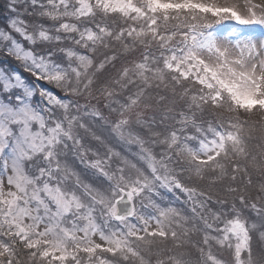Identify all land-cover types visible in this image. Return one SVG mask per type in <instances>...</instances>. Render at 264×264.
<instances>
[{"label": "snow or ice", "instance_id": "1", "mask_svg": "<svg viewBox=\"0 0 264 264\" xmlns=\"http://www.w3.org/2000/svg\"><path fill=\"white\" fill-rule=\"evenodd\" d=\"M9 11L0 264H264V0H12ZM189 246L200 261L178 251Z\"/></svg>", "mask_w": 264, "mask_h": 264}, {"label": "rangeland", "instance_id": "2", "mask_svg": "<svg viewBox=\"0 0 264 264\" xmlns=\"http://www.w3.org/2000/svg\"><path fill=\"white\" fill-rule=\"evenodd\" d=\"M205 2L207 3H218V4H224V3H236V2H242V0H205ZM254 2H257L259 3L260 0H254ZM15 14L11 12L10 16L6 17L7 19L10 20L11 17H13ZM51 22L50 25L52 26L53 22L52 21H49ZM63 22V21H61ZM68 22H75V21H68ZM225 44H227V41H224ZM86 101H85V98H81L80 99V103L81 104H84ZM92 103H95V101H92ZM253 119H257V117H253ZM97 134H100L99 132ZM190 135H195V130L194 129H191L190 132H189ZM254 137H259L260 136V132H256L253 134ZM258 143H262V141L258 140V139H252L249 141V150L254 154H258L259 152V149L256 148V145ZM193 146H196L195 142H193ZM117 151H120V147H117L116 149ZM138 150L137 146L133 145L131 148H129L128 146H124V151L125 153H132L134 154L136 151ZM159 147H157L156 149H154V151H159ZM129 159H132V156L129 155ZM135 162V161H133ZM253 176H254V182H255V176L256 174L253 173ZM202 188V190H205V191H211V194L213 196L215 195H221V196H224L225 193L220 191V188L219 186H213L211 189H209V186L205 183V184H202L200 186ZM154 199L156 200L157 203H160L161 204V207H166L168 206L169 203H171L172 206L174 207H177V208H182V205L177 203L171 196H162V197H154ZM161 201H163L161 203ZM145 204H147V200L144 201ZM136 205L138 208H140V202L139 200L136 201ZM141 211H143V209H141ZM246 217H249L248 219V222L249 223H252L254 222V214H249V213H245L244 214ZM152 227H155V224L153 223L152 224ZM259 237V233L256 234V239H258ZM93 239L95 240L96 243H100V244H104L105 242L100 240V238L98 236L96 237H93ZM199 239L198 236H193L192 237V240L195 241ZM161 248H164L165 249V252L163 253V255H161L159 258L160 259H163L165 258L167 255H170L172 253L168 252L167 249L169 248H173V244L171 241H168L165 245H161L160 246ZM192 252V257H194L195 260H199L200 261V255H199V252H197L195 249L191 248L190 246L189 247H186V248H182V249H178V251H181V252ZM152 251L155 252L156 251V247L153 246L152 248ZM212 252L214 255L217 256V258H220V259H224V258H227L228 257V253L223 251L222 249H220L218 246H213L212 248ZM156 260H157V256L156 255H153L151 257V261H152V264H156ZM209 264H211V262H209Z\"/></svg>", "mask_w": 264, "mask_h": 264}, {"label": "trees", "instance_id": "3", "mask_svg": "<svg viewBox=\"0 0 264 264\" xmlns=\"http://www.w3.org/2000/svg\"><path fill=\"white\" fill-rule=\"evenodd\" d=\"M12 2V0H0V29H6L9 23V19L6 17L10 16L11 12L9 11V4ZM16 3L23 4V0H16ZM23 11V9H20ZM32 9L29 8V12H31ZM45 22V21H42ZM46 26L51 27L49 21H46ZM182 249V248H181ZM185 252V250H184ZM194 259V257H192ZM195 260V259H194ZM199 261V260H198Z\"/></svg>", "mask_w": 264, "mask_h": 264}]
</instances>
